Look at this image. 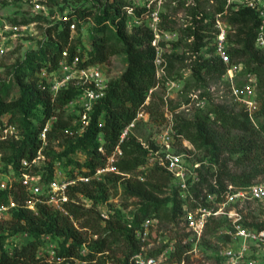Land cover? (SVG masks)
I'll return each instance as SVG.
<instances>
[{
  "label": "trees",
  "instance_id": "trees-1",
  "mask_svg": "<svg viewBox=\"0 0 264 264\" xmlns=\"http://www.w3.org/2000/svg\"><path fill=\"white\" fill-rule=\"evenodd\" d=\"M207 2L211 4L212 15L193 7V25L185 30L187 40L194 39L192 51L201 52L207 46L206 39H214V32L209 34V29L215 24L216 16L221 14L230 26L228 50L232 64L243 66L241 75L256 77L260 109L252 119L242 107L237 111L225 105L210 104L204 111L199 109L193 119L180 120L176 124L178 133L203 154L200 162L209 163L201 170V182L194 189L196 196L205 189L210 193L217 192L213 181H217L220 190L224 191L227 184L248 187L264 176V50L257 47L262 20L258 12L248 6L235 9L227 8L225 0ZM185 3L179 1L177 5L180 8ZM126 4L124 0H107L98 12L77 9L71 14L80 21L92 18L93 31L97 35L90 40L91 51L83 47L81 37L72 38L73 23L64 21L45 29V41L38 51L27 54L23 62L6 68L7 78H0V126L5 123L16 127L20 138L0 141L3 171L13 170L17 176L37 173L49 183L54 175L55 161L78 152L85 155L86 161L84 164L72 163L81 168L85 176L92 177L97 170L107 166L108 157L119 145L123 129L134 121L149 92L158 86L156 48L152 45L155 35L146 24L130 31L127 29ZM140 14L138 10L137 15ZM166 18L167 13L162 12V20ZM207 19H211L212 24L202 26ZM64 52H68L69 62L79 57L81 66L105 65L116 55L125 56L124 73L118 79H111L106 98L97 105L90 127L81 135L79 126L74 125V116L65 110L80 90L71 87L54 96L47 86V79L40 76L42 71L49 75L57 70ZM182 59L176 55L168 57L172 73L176 62ZM198 60L191 75L197 85L208 78L220 79L225 75L227 67L215 56ZM52 118L56 119L52 121ZM100 119L103 121L101 126ZM49 122L51 128L44 147L41 134ZM100 137L103 143L99 142ZM56 144L60 150H56ZM100 147L104 148V154L99 151ZM152 148H155L153 143ZM121 149L123 154L115 162L117 174H108L104 181L92 180L89 184L79 183L71 188L72 198H77V193L83 194L93 206L68 204V216L46 204L38 203L36 212L23 207L30 196L21 183L16 184L11 194L9 190L0 191V204L8 205L11 195L22 206L12 209L6 222L0 223V264H49L40 255L45 236L59 241L57 254L64 258L62 264H134L133 257L142 252L146 244L137 240L135 234L147 219H156L162 225L181 222L183 202L172 176L158 165L150 168L149 151L135 134L121 145ZM40 151L46 156V164L42 168L31 166ZM23 161L28 165H23ZM111 188L122 189L124 207L131 202L137 208L132 220L115 213L110 221L102 222L98 207L111 197ZM223 222L212 220L206 234L214 236ZM76 224L91 230L96 238L88 243ZM19 238H24V242H19ZM206 244L210 247V242ZM84 248L86 255H83ZM189 248L181 243L176 245L169 264L181 263ZM116 252L120 257L115 256Z\"/></svg>",
  "mask_w": 264,
  "mask_h": 264
},
{
  "label": "built area",
  "instance_id": "built-area-1",
  "mask_svg": "<svg viewBox=\"0 0 264 264\" xmlns=\"http://www.w3.org/2000/svg\"><path fill=\"white\" fill-rule=\"evenodd\" d=\"M165 0H147L144 6L141 5V0H129L124 8V12L128 17L127 25L141 26L146 24L154 33L155 38L152 45L156 48V78L157 81L161 76H165L168 83L167 92L181 89V84L177 81L168 80V60L164 57L162 46L164 43L177 42L176 34L165 32L162 26V11ZM227 8L233 7L238 9L240 6H248L255 9L259 18L262 20V26L257 39V47L264 50V0H225ZM37 8L41 9L38 4ZM44 10V7H42ZM141 11L137 15V11ZM143 10V11H142ZM66 21V20H65ZM75 28L74 25L71 29ZM28 28L19 27L18 25L7 27L6 30L0 32V59L4 57L8 49L6 48L7 36H18L21 31H26ZM230 31L229 24L222 18L221 14L216 16L215 32L213 43V55L218 58L226 67L224 75L226 81L231 84L230 95L240 107L248 112L253 119L254 115L260 109V101L257 95V80L253 75L244 76L243 84L235 85L236 79L241 76L243 71L242 65L232 64L231 56L228 48V34ZM204 50V49H203ZM68 52L63 53V59L58 64L57 70L51 72L49 76H43L47 79V86L51 93L56 96L62 90H68L71 87L80 90L79 95L71 101L65 108L68 115L74 116V125L79 126V134H83L91 125L95 108L107 96L109 83L111 81L104 72V65L81 66L79 57H76L72 62L68 61ZM158 86L149 92L145 105L138 111L136 118L127 125L120 136L119 145L114 153L108 157L107 166L99 169L90 177L83 174L76 175L71 179L63 178L61 174L54 171L52 180L46 183L42 175L37 173H22L16 177H12L13 181L10 184L0 183V191L16 189V184L21 183L30 199L27 200L23 207L36 212L38 203L50 206L56 212L68 216L69 212L66 205L76 204L91 208L93 203L83 194L77 193V198H72L70 195L71 188L79 183L89 184L92 180L104 181V177L108 174L118 173L115 167V162L122 156L121 145L125 143L131 135H134L135 130L139 126L142 119H147L146 108L149 105L152 94L159 88ZM178 91V90H177ZM210 105V100L207 98L197 99L195 106L197 108L206 109ZM191 107L187 108L189 112ZM56 118H52L54 121ZM99 126L103 125V121H98ZM51 128V122L41 134V140L44 142V147L47 145V132ZM1 137L0 141L7 139H19L20 135L16 127L3 124L0 126ZM143 147L149 151L148 161L151 166L158 165L164 168L173 178L175 186L179 191V198L183 202V217L181 219L184 228L186 229L188 239L181 242L182 245H189L190 248L184 255V259L179 264H189L192 258H199L203 246L204 237L208 225L212 220H221L225 222L223 228L218 229V234L225 239L227 247L221 249L215 260L209 257L202 260V264H264V225L261 227L247 226L242 205L252 201H264V181L261 183H253L248 187H236L233 184H227L224 191L220 190L217 181H213V186L218 190L210 193L205 189L200 196H196L195 188H198L201 182V170L203 165L208 166L207 161L200 162L197 159V148L185 140L183 135H180L176 129L174 117L168 124L162 128L155 138L152 145L139 140ZM99 142L103 143L102 137ZM178 142H182L183 146L188 148L187 152L178 150ZM99 151L104 154V148L100 147ZM23 165H28L27 161L22 162ZM46 164V156L40 151L38 157L30 164L33 167L42 168ZM56 168V167H55ZM4 169L2 155L0 154V170ZM264 180V176L262 178ZM10 203L8 205L0 204V223H3L11 215V210L22 207L18 205L9 196ZM100 218L103 223L111 220L114 216V210L108 202L99 205L98 207ZM160 224L156 219H147L136 232L137 240L146 243L150 239L152 230L156 225ZM27 237V236H25ZM45 241L44 248L40 251L43 254L44 249L50 257L49 262L54 264H62L65 260L57 254L55 242L51 241L50 236L43 238ZM166 248L157 256L142 252L136 254L132 262L134 264H169L171 253L176 251V244L170 243L169 239L165 240ZM200 259V258H199ZM48 261V259L46 258ZM79 263V261H76ZM178 264V263H171Z\"/></svg>",
  "mask_w": 264,
  "mask_h": 264
},
{
  "label": "rangeland",
  "instance_id": "rangeland-1",
  "mask_svg": "<svg viewBox=\"0 0 264 264\" xmlns=\"http://www.w3.org/2000/svg\"><path fill=\"white\" fill-rule=\"evenodd\" d=\"M126 3L129 0H124ZM141 5L147 2V0H141ZM179 1L186 2L183 7H178ZM107 0H0V32L6 30L7 27L18 25L23 28L27 26L26 31H21L18 36H7L6 48L7 53L0 59V78H7L8 72L6 68L15 65L17 62H23L27 54L36 52L45 41V29L49 26L59 24V22L71 21L75 28L72 31V38L77 39L81 37L83 39V47L89 51L92 50L90 40L92 36L97 35V32L93 31L94 22L92 18H88L85 21H80L77 16H71L77 9H89L94 12L103 9ZM41 6V9L37 8V5ZM128 4V3H127ZM126 4V5H127ZM125 5V6H126ZM44 7V10H42ZM193 7L200 8L201 12L210 13L211 4L207 0H165L161 11L166 14L167 18L164 20L163 30L165 32H171L176 34L177 42L164 43L162 46L163 54L166 60L171 55L183 57L184 59L176 62V68L173 73L168 66L167 78L168 80L177 81L181 84V89L172 90L167 92L166 84L168 81L166 77L161 76L158 81L160 83L159 88L152 94L148 101L146 108L147 119H142L139 123L138 129L134 134L139 140L152 145L155 138H158V134L162 128L169 123L170 119L174 117L175 124L181 120H191L194 118L195 113L199 111V108L195 106V102L200 98H207L210 100L211 105H225L229 109L232 108L239 110L240 106L235 103L230 95V87L225 77L222 78H208L205 83L197 85L192 75V67L195 65L198 58L208 59L213 58V43L211 38L206 39L207 46L203 48L199 53L192 51L193 38L187 40L185 30L193 25V18L191 12ZM125 8V7H124ZM161 12V13H162ZM212 24L211 19H207L201 25ZM78 24H80L81 30L78 31ZM136 26L127 25V29L130 31ZM210 32H215V24L209 29ZM181 61V62H180ZM169 63V61H168ZM126 69L125 56L123 54L116 55L110 59V61L104 65V72L110 79H118L122 76ZM45 71V70H44ZM49 76L42 71L40 76ZM175 78V79H174ZM244 76H239L235 85L243 84ZM191 107L188 112L187 108ZM208 108V107H207ZM201 109V108H200ZM205 109H202L204 111ZM185 138V137H184ZM189 141L190 144L193 143ZM56 150H60L56 144ZM178 150H184L187 152L188 148L183 146L182 142H178ZM197 159L202 158L203 154L197 149ZM84 164L86 157L82 152L75 153L73 155L63 158L61 161H55V171L63 178L71 179L76 175L82 174V169L75 163ZM150 168L152 167L148 161ZM232 167V165H231ZM0 170V183L10 184L13 181V176L17 175L13 170L3 171ZM239 171V170H237ZM260 177L254 183H261L264 180ZM109 193L111 197L108 199L109 205L113 208L114 213H120L126 220H132L133 214L137 208L131 203H128V207H124L122 189L118 191L110 189ZM242 212L245 214L247 226L261 227L264 225V201H252L242 205ZM223 221V219H221ZM6 222V220L4 221ZM77 228L82 231L88 243L96 237L89 229H83L79 224H76ZM223 222V227L225 226ZM221 227V228H223ZM186 229L182 222L176 225H162L158 224L152 230L150 239L146 242L143 251L148 254H160L166 248L165 240L169 239L170 243L179 245L183 240L188 239ZM24 242V238L19 242ZM44 241V240H43ZM52 242H55L56 250L59 249V241L51 238ZM206 242H210V247H207ZM45 243V241H44ZM228 245L225 239L218 234V230L214 236L205 234L204 244L201 249L199 258H192L189 264H202V260H206L207 257L215 260L219 251ZM160 252V253H159ZM48 259L47 263L51 264L50 257L47 255L46 249L43 253ZM87 254V249L84 248L83 255ZM115 256L120 257L119 252L115 253ZM54 264V263H53Z\"/></svg>",
  "mask_w": 264,
  "mask_h": 264
}]
</instances>
